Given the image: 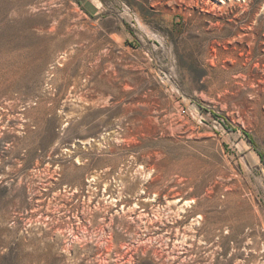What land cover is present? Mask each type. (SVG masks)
<instances>
[{"label": "rangeland", "instance_id": "obj_1", "mask_svg": "<svg viewBox=\"0 0 264 264\" xmlns=\"http://www.w3.org/2000/svg\"><path fill=\"white\" fill-rule=\"evenodd\" d=\"M0 264H264V0H0Z\"/></svg>", "mask_w": 264, "mask_h": 264}, {"label": "bare ground", "instance_id": "obj_2", "mask_svg": "<svg viewBox=\"0 0 264 264\" xmlns=\"http://www.w3.org/2000/svg\"><path fill=\"white\" fill-rule=\"evenodd\" d=\"M193 202H194V201H192V202L187 201V202L185 203V206L189 208V207H191V204H192Z\"/></svg>", "mask_w": 264, "mask_h": 264}]
</instances>
